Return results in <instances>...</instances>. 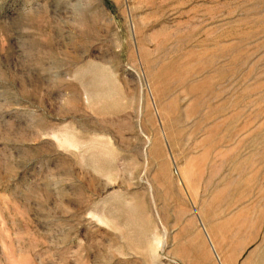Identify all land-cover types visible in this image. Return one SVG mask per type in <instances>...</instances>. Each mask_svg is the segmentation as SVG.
<instances>
[{
	"label": "rangeland",
	"instance_id": "374dc122",
	"mask_svg": "<svg viewBox=\"0 0 264 264\" xmlns=\"http://www.w3.org/2000/svg\"><path fill=\"white\" fill-rule=\"evenodd\" d=\"M223 256L264 264V0H0V264Z\"/></svg>",
	"mask_w": 264,
	"mask_h": 264
},
{
	"label": "crops",
	"instance_id": "0c3cea01",
	"mask_svg": "<svg viewBox=\"0 0 264 264\" xmlns=\"http://www.w3.org/2000/svg\"><path fill=\"white\" fill-rule=\"evenodd\" d=\"M211 252H212V250H211ZM212 254H214L213 252H212ZM213 256H215V259H216V255L214 254ZM224 257V261H226L227 262V264H229L230 262H229V259H226V257L225 256H223ZM216 262H217V260H216ZM229 262V263H228Z\"/></svg>",
	"mask_w": 264,
	"mask_h": 264
}]
</instances>
